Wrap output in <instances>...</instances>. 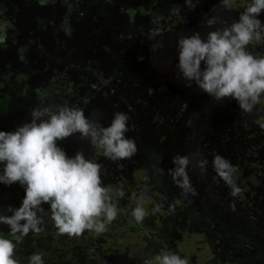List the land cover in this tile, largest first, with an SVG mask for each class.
I'll return each instance as SVG.
<instances>
[{"label": "trees", "instance_id": "16d2710c", "mask_svg": "<svg viewBox=\"0 0 264 264\" xmlns=\"http://www.w3.org/2000/svg\"><path fill=\"white\" fill-rule=\"evenodd\" d=\"M89 2V7H80L81 14L72 19V47L81 58L79 53L92 46V34L98 35V27H88L90 19L87 15L96 11L104 20L109 17L112 19L113 24L109 27V32H115L109 41L101 42L99 52L109 59L111 56L115 58H112L111 65L105 68L100 56L85 57L90 61L88 67L91 73L97 69V73L105 79L101 80L97 76L93 79L89 77L87 81H73L65 77L66 84L69 85L66 91H69L70 85H73L74 90L68 93L66 98L59 99L57 104L68 103L82 107L89 102H97V109L101 110H105L109 105L108 113L100 111L104 113L100 115L107 123L116 110L134 117L146 113L145 110L158 114L161 105H168L169 110L162 113L159 119L156 116L157 122H153L158 134L154 155H158V159L162 154L189 155L193 159L202 155L211 161L213 154L219 153L237 167L236 182L241 192L232 196L230 188L209 164L203 176L197 169L190 167L188 170L197 195H189L186 198L181 194V190L176 188L162 195L163 203L168 207L184 206L188 223L193 218L207 222L209 236L210 228L215 226L218 250L228 253L225 261H231L233 264H264V99L254 107L252 113H243L235 100L224 99L217 103L195 84L186 86L176 69L178 38L194 31L203 36L210 30L205 26L209 17L221 16L231 23L232 20L238 19L242 9L235 10L236 16L234 10L229 12L221 8L218 0H199L193 10L187 8L184 0ZM121 12L125 15L123 21L117 19ZM225 12H228L227 16ZM263 17L264 12L260 14L259 19L262 21ZM102 27L105 28L104 24ZM78 36L82 39L77 48L78 44L73 38ZM161 39L164 42L163 47L153 51V42ZM256 51H264V48H257ZM48 53L52 55L51 58L56 54L51 50ZM28 66L30 67L29 63ZM14 68H6L13 75L9 80L6 79L11 87L17 83V72H12ZM80 84L86 87L84 92L78 86ZM44 86L45 83L41 88ZM27 88L29 94L34 86L28 83ZM38 88L41 89L40 85L34 89L37 95ZM91 88L97 91V101L90 97L93 95ZM7 89L2 91L0 97L1 115L6 113L5 107L10 97L13 95L10 99L13 101L18 96ZM87 92L90 93L86 94ZM80 100L82 104L78 103ZM228 102L234 105L229 107L226 104ZM126 106L131 111L127 112ZM196 114L201 115L202 119L194 121L192 117ZM149 134L150 132L141 133L135 138L138 149L136 155L144 156L148 160L149 151L147 152L145 146L148 145L146 139ZM247 166L252 169L246 170ZM163 175L161 177L165 187L171 189L176 186L167 172ZM230 205H234V210ZM160 211L163 213L161 208ZM219 256V263L228 264L221 260V253ZM248 257L256 258L260 263L249 261ZM211 261L213 258L208 263Z\"/></svg>", "mask_w": 264, "mask_h": 264}, {"label": "clouds", "instance_id": "9594fccd", "mask_svg": "<svg viewBox=\"0 0 264 264\" xmlns=\"http://www.w3.org/2000/svg\"><path fill=\"white\" fill-rule=\"evenodd\" d=\"M49 2L38 0L41 5ZM218 2L225 11L242 9L238 19L228 23L221 16H211L205 21L210 29L205 35L194 31L178 38L176 69L186 86L195 84L217 103L235 100L241 112L252 113L264 99V51H256L264 48V21L259 19L264 12V0ZM184 3L193 10L199 0H184ZM68 11L71 12V7ZM64 23L62 30L71 36L68 21ZM4 40L0 26V43ZM163 44L162 39L155 40L153 51ZM129 121L128 113L116 111L105 126L101 119L85 115L80 106L64 103L34 107L28 121L12 131L0 130V184L18 183L24 189L18 207L6 206L8 215L0 212V224L8 226L12 237L0 235V264H22L16 255V245L29 232L45 231V203L57 235L79 237L87 232L99 236L109 230L121 212L118 200L123 198L124 191L113 194L102 182L100 163L86 158L82 151L70 157L57 142L79 134L98 156L113 162L128 160L138 151L135 140L125 135L133 128ZM209 164L230 188L232 196L241 192L236 182L237 167L219 153L213 154L211 161L202 155L193 159L176 154L167 173L187 198L197 195L189 168L197 169L203 176ZM144 199L141 192L139 202L130 211L137 224L150 214L143 206ZM230 207L234 210V205ZM169 208L174 211L171 205ZM159 211V205L152 209L153 214ZM26 264H45L44 253L33 252ZM145 264H189V258L167 249L147 259Z\"/></svg>", "mask_w": 264, "mask_h": 264}, {"label": "flooded vegetation", "instance_id": "af4514ba", "mask_svg": "<svg viewBox=\"0 0 264 264\" xmlns=\"http://www.w3.org/2000/svg\"><path fill=\"white\" fill-rule=\"evenodd\" d=\"M56 1L59 4L60 10L57 11L54 7H49V4H53L50 0L49 3L45 4L49 9V13L46 15L35 14V23H31L30 26L25 27L26 30H28L27 34L21 36V30L24 28H21L19 24L14 26L11 23L14 13L12 14L10 11L5 13L4 11L6 8H12V6L8 4L9 0H0V25L4 24L7 28H3L5 40L0 43V49L2 48L1 51L3 52H9L8 58L4 62V66L6 65L5 70H0V82L3 80L6 84V87L1 88L0 86V97H2L3 90L11 87V85H8L6 79L9 80L13 75L11 74V77H9L10 71L6 70L7 67H15L12 71L17 72L15 76V82L17 83L12 85V87L16 89V91L13 92L20 97L23 95V92L28 90L27 86L31 77L30 74L36 66H40V69L44 66H52L53 62L56 61V58L61 60L64 63V66L67 67L68 65L67 69L60 68L57 73L49 74L46 78H41L36 82L37 87L40 85V88L41 85L45 83V86L41 89L48 91L52 88L51 94L46 93L48 94L46 96L42 95L44 92H40L41 89H37L39 90L40 96L37 101L42 104L39 106L58 105L57 102L59 99L66 98V95L74 90L73 85H70L69 91H66L69 85L67 86L65 77H69L73 81H78L79 79L87 81L89 79L91 70L89 69L88 64L90 61H87L86 58H83L81 61L80 58L77 60L75 59V54H72L76 53V50L72 47V37L65 36L66 34L62 28L65 26V20L68 21V25L71 27L74 16L81 14L79 8L89 7L90 2L89 0H68V3H65V0H55V2ZM33 2L40 5L38 0H23L24 4ZM14 4L15 2L12 5ZM69 7H71V12L68 11ZM42 37L49 38L52 45L46 46ZM58 48L62 49V54L57 55L56 52H58ZM38 50L41 51L40 53H42L43 56H39L37 53L39 52ZM50 50L54 51L58 57L55 58V55H53V58H51L52 55L48 53ZM46 53L47 56H45ZM29 55L32 56L30 57ZM48 59H52L53 62H47ZM10 61L20 63L17 66H12L9 63ZM28 63L32 68L28 66ZM69 65L73 67V70H77L78 68H75L81 66L83 69H86V72H83L82 70L83 73L78 72L76 73V76H74V72L71 73ZM52 76H54V79ZM78 86L83 92L86 90L84 85L80 84ZM7 91L10 92L8 89ZM90 92H87L86 94ZM14 97H16V95ZM10 99L5 107L6 113L4 115L0 114V130H14L18 125L24 123V118L21 116V112L26 110L29 114L31 111L29 106L24 108L21 106V110L17 111L19 113L15 112L16 116L11 117L10 115L12 112L9 106L13 101ZM41 99H46L47 101L44 102ZM48 99H52V101H48ZM78 103L82 104L81 100L78 101ZM33 108L34 107H32V109ZM81 108H83V106ZM6 120L12 121L9 130H6ZM26 121L27 120H25V122ZM85 141L86 140L83 139L77 141L76 139L67 137L57 143L64 149L66 154L71 157L78 151H84ZM88 147L89 153L84 154L85 157L97 155L90 144ZM152 155L153 154L148 155L150 158L149 160L144 156L136 157L138 159L137 163H139L138 167L135 169L128 168V170L122 171L116 179L115 186L111 183L113 181H110L112 177H109V179L107 178L104 182L102 181L106 187H108L107 180L110 181L109 183L111 184H109L108 188L113 194L123 190L137 195L142 192L140 189H144L151 193L150 196H153L155 202L151 203L148 201L146 204L147 210L150 214L145 217L143 223H141L147 230V233L141 238L142 242L145 243L142 252H135V254L127 252L128 247L119 237L120 232H117V226L119 223L117 218L109 226V230L99 236H94L87 232L79 237L68 236L67 234L57 235L52 221L48 218L49 214L47 209L49 206L45 203L43 205L46 210V213L44 214L45 231L41 233L29 232V234L16 245V255L22 260V264H26L27 257L33 252H43L45 264H145L147 259L154 258L156 255L167 249H172L179 252L182 256L188 257L189 264H224L219 263L220 253L223 262L233 264L231 261H225L228 253L222 252L220 249L218 250L215 226L210 228L209 231L211 232V236H209L207 233L209 227L207 222L198 218H193L191 222L188 223V214L184 206L183 208L177 206L173 207L174 211H170V208L163 203L162 195L171 190H175L178 187L175 186L168 189L163 183L161 175H165L167 172L166 167L167 160H169L168 157L163 158V155H159L160 159H158V157H156L158 155H154L153 157ZM141 168H143L145 175L139 173V177H135V174L138 173ZM148 168L150 169L147 170ZM160 169H163L164 171L161 172ZM146 170L149 172H155V175H151L149 172L146 173ZM144 177H146V180H144ZM142 182L145 184V188L144 184L141 186ZM111 186L113 188H110ZM23 195L24 189L18 183L11 186L0 184V212H3L5 215L10 214L6 211V206L11 205L12 207H18ZM125 195L127 194L124 193V202H122L121 199L118 200V205L121 209V212L118 215L124 214L126 216L128 215L130 218V211L135 204L131 203L129 198ZM158 200L159 207L163 213L159 211L153 214L152 211H150V206H157ZM146 219H149V222H146ZM136 229L138 228L136 227ZM0 235L12 239L7 225L0 224ZM211 258H213V261L208 263Z\"/></svg>", "mask_w": 264, "mask_h": 264}, {"label": "rangeland", "instance_id": "374dc122", "mask_svg": "<svg viewBox=\"0 0 264 264\" xmlns=\"http://www.w3.org/2000/svg\"><path fill=\"white\" fill-rule=\"evenodd\" d=\"M14 2H15V4L12 5ZM8 4L11 5L12 8H6L4 11H5V13L8 12V11H10L12 14L14 13L11 23L14 26H16V24H19L21 28H24V29L21 30V32H22L21 36H25L27 34L28 30H26L25 27L30 26L31 23L32 24L35 23V20H36V19L34 20L35 14H37V15H46V14L49 13V9L47 8L46 5H41V4L39 5V4L35 3V2L24 4L23 0H9ZM23 4H24V6H23ZM114 4H115V2L113 1V5ZM48 6L49 7H54L55 10H57V11L60 10L59 4L57 3V1L55 3H53V4H49ZM234 12H235V10H234ZM122 13H124V12H121V16L117 17V19L119 21H123V18L125 16ZM227 13L228 12H225L226 16H227ZM98 14L99 13H97L96 11L91 12V14L88 13V15L86 13L88 19H90V21L88 22V27L90 29H93L97 25V27H98V35L96 36L95 33L92 34V36H93V39L91 40L92 41V43H91L92 46L87 48V49H85V50H83V51H81L79 53V55L81 56L80 61L83 58L87 57V56L89 58L90 57L92 58L94 56H98V57L100 56L101 57L100 58L101 62L105 65V67H107V65H111V59L115 58V56H111V58L109 59V57L107 58L105 55H101L100 52H99V50H101L99 45L101 44L102 41H109L112 38V35H114L115 32L114 33L111 32V34L109 32V30H110L109 27L113 24L112 23V19H110V17H109L108 19L104 20V18H102ZM114 14H115V16L117 15L115 13V10H114ZM234 15H236V12L234 13ZM83 16L84 15H82V17ZM0 19H1V16H0ZM83 19H85V17ZM262 21H264V17H263ZM102 24H104V26H105L104 29L102 27ZM0 26H2L3 28L7 29L4 24L0 25ZM95 37H98V38H95ZM43 39H44V42L46 43V46H51L52 45V43L50 42L49 38H43ZM81 39L82 38H79V36H78V38L73 39V41H76L75 43L78 44L76 46L77 48L80 45L79 41H81ZM1 49H0V70L4 71L5 67H6V65L4 66V64H5L4 62L8 58V53L9 52H7V51L3 52V51H1ZM38 51L39 52H37V53L39 54V56H41L42 55V53H40L41 51L40 50H38ZM56 53H57V55L58 54H62V49L58 48V52H56ZM72 54L73 55L75 54L74 56H75L76 60L79 59V56H77L78 54H76V53H72ZM32 55H29V56L31 57ZM57 55L55 54V58L58 57ZM45 56H47V53L45 54ZM47 62L52 63L53 61H52V59H48ZM9 63L12 66H14V65L17 66V65H19L20 62L16 63V62H11L10 61ZM36 67H35L36 70H32L31 71V74H30L31 77H30V80H29V83H32V85L34 86L33 90H31L29 92V94H27L26 93L27 91L23 89L26 92H23L22 96H20V97L18 96L15 100H13V103L10 104V106H9L10 109H11V112H12L11 115H10L11 117L16 116L15 112L21 110L20 109L21 106L23 108L29 106L30 109L32 110V107H37L39 105H42L41 103H38L37 100H38V98L40 96H39V94L37 95L35 93L36 90H34L35 87H37L36 82H38L41 78H46V76L49 75V74L57 73V71L60 70V68L67 69L68 65H67V67L64 66V63L61 60H58L56 58V61L53 62L52 66H44V67H41V69H40V66H36ZM70 68H71V73L74 72L73 73L74 76H76V73L82 72V70H83V72H86V69H83L81 66L76 67L75 69L78 68L77 70H73L72 66H70ZM97 76L100 79H102V80L105 78L104 76H102L99 73H97V69H95L94 72L91 73L90 78L93 79V78H95ZM100 76H102V78ZM125 76H126V74L124 75V78H125ZM9 77H11V73H9ZM52 78L54 79V76H52ZM126 78H128V77H126ZM0 86H1V88L2 87H6V84L3 82V80H1ZM9 90L10 91H16V89L14 87H11ZM51 91H52V88L49 89L48 91L44 90V89H41L40 92L51 94ZM91 92L93 93V95L90 96V97H94L95 100L97 101L98 100L97 91L94 90L93 88H91ZM44 93H42V95H44ZM118 94L119 93H117V95ZM46 95H48V94H46ZM46 95H44V96H46ZM41 100L44 101V102L47 101L46 99H41ZM105 100L108 101V99H105ZM48 101H52V99H48ZM27 104H30V105H27ZM97 104H98L97 102H89V104H85L83 106L85 115H89V116H91L94 119L99 118V119L102 120V123L105 126H107L108 125L107 121H105L104 118L100 115V114H104V113H101L100 111L108 113L109 105H107L105 110H101V109H97L98 108ZM226 104L229 107L230 106L232 107L234 105L233 103H230V102H228ZM125 108H126V110H128L127 112L131 111L129 107L126 106ZM160 108L161 109L159 110L158 114L154 113L151 110H145L146 113H144V114L140 113L138 116L132 117V115H129L130 116L129 123H130V125L133 126V128H132L131 131H129L128 133L125 134L127 137H132L135 140V142L137 143V139H135L137 135H139L141 133L150 132L149 136L146 139V141H148V143H147L148 145L145 146V147H147V152L149 151L148 155L153 154L152 157L154 156L153 150L156 148L155 147V144H156V141H157L156 137L158 135L157 134V129L154 126L153 122H157V119L155 117L157 116L158 119L161 118L162 117V113H166L169 110V106L168 105H165V106L161 105ZM143 112H144V110H143ZM17 113H19V112H17ZM21 116H23L24 122H25V120L28 121L29 114H28V112L26 110H23L21 112ZM192 119L193 120L195 119L194 121H197V120L202 119V116L196 114V115H194L192 117ZM11 124H12L11 120H6L5 121L6 130L10 129L9 126ZM69 137H71L73 139H76L77 141L82 140V138L79 137V134H74V135H71ZM143 137H144V134H142V138ZM248 141H249V139L246 140V143H248ZM85 142H86L85 143V149H84V151L83 150L82 151H83L84 154H88L89 153V147H88L89 143L87 141H85ZM154 152H155V150H154ZM162 155H163V158H165V157L171 158V159L167 160L166 170H168L169 168L173 167V165H172V157L175 156L176 154H174L173 156H170L169 154H165V155L162 154ZM136 157H138V156L135 155L131 159L123 160V161H120V162H113V161L107 160L106 158H104L102 156H98V155L87 156L86 158L92 159V160L100 163L101 164V170H102V181L104 182V181H106L107 178L109 179V177H112L110 179V181H113L111 183H113V185L115 186L116 179L119 176V174L122 173V171L128 170V168L135 169V168L138 167L139 163H137L138 159ZM231 157L233 159L234 155H232ZM250 158H252V157H250ZM245 165H247V164H245ZM150 168H152V167H150ZM150 168H148L147 170H149ZM251 169L252 168H250L249 166L246 167V170H248V171H250ZM147 170H146V173L149 172ZM139 173L142 174V175H145L144 174L145 172H144L143 168L139 169V172L135 174V177H139V175H140ZM149 173H151V175H155V172L151 171ZM144 180H146V177H144ZM110 181L107 180L108 187H109V184H111V183H109ZM143 184L144 183L142 182L141 186ZM110 188H113V187L111 186ZM144 188H145V184H144ZM140 191L145 193V199L143 201V206L147 210V206H146L147 202L149 201V202L152 203V202H155V201L153 199V196H150L151 195L150 192H148L147 190H144V189H140ZM124 193L127 194L125 196H127L129 198L131 203L135 204V205H133V207H135L136 204L139 202L138 201L139 194L135 195V194H131V192L129 193V192H126V191H124ZM120 199L122 200V202H124L123 198H120ZM191 201H192V199H191ZM157 203L159 205V200L157 201ZM150 208H151L150 211H152L153 205L150 206ZM129 216H130V218L128 217V215L127 216L124 215V214L118 215L117 221H119V223H118V226H117V232L118 233L120 232V236L119 237L123 240L122 242L127 245V247H128V251L127 252H129L130 254H135V252L140 253V252L143 251L144 246H145V243L142 242L141 238L144 236V234L147 233V230L142 224H137L134 221V219L131 217V215H129ZM146 222H149V219H146ZM136 227L138 229H136ZM155 234H157V233H155ZM189 252H191V251H189ZM248 259H249V261H255L256 263H260L259 260L256 259V258L248 257Z\"/></svg>", "mask_w": 264, "mask_h": 264}]
</instances>
